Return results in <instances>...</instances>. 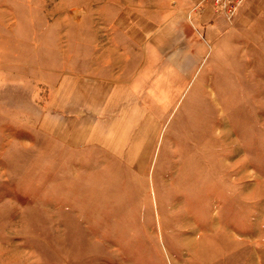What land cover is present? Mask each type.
<instances>
[{
    "label": "rangeland",
    "instance_id": "obj_1",
    "mask_svg": "<svg viewBox=\"0 0 264 264\" xmlns=\"http://www.w3.org/2000/svg\"><path fill=\"white\" fill-rule=\"evenodd\" d=\"M172 3L0 0V264H264V15Z\"/></svg>",
    "mask_w": 264,
    "mask_h": 264
},
{
    "label": "crops",
    "instance_id": "obj_2",
    "mask_svg": "<svg viewBox=\"0 0 264 264\" xmlns=\"http://www.w3.org/2000/svg\"><path fill=\"white\" fill-rule=\"evenodd\" d=\"M169 1V0H168ZM176 4V13L182 11H191L192 15H197V19L195 21L196 26L203 28L205 30V38L208 41L207 43H212L219 35H224L225 31L230 29V27L234 25H238L244 29H253L256 28V25L259 24V21L263 18L264 15V0H245L243 5L239 8L237 12V17L233 21H227L223 17H216L212 14L210 9V3L208 0H170ZM172 3V4H173ZM202 7L201 12H197V10ZM178 19V18H177ZM200 20V21H199ZM160 81L158 80V83ZM162 82V81H161ZM161 83V87L158 85V89H154L155 93H163L166 94L167 90L165 83ZM156 84V83H155ZM175 83H172V89L170 92L174 93L175 89H179L181 85L174 86ZM122 83L119 82L118 85H115L114 88L116 90L120 88H126V93L130 94L131 90L135 92V90L130 89L129 87H122ZM115 90V91H116ZM151 88H149V93ZM117 94L119 91H116ZM160 101V98H159Z\"/></svg>",
    "mask_w": 264,
    "mask_h": 264
},
{
    "label": "built area",
    "instance_id": "obj_3",
    "mask_svg": "<svg viewBox=\"0 0 264 264\" xmlns=\"http://www.w3.org/2000/svg\"><path fill=\"white\" fill-rule=\"evenodd\" d=\"M216 6L218 13L226 12L231 6V0L218 1V5L216 4Z\"/></svg>",
    "mask_w": 264,
    "mask_h": 264
}]
</instances>
